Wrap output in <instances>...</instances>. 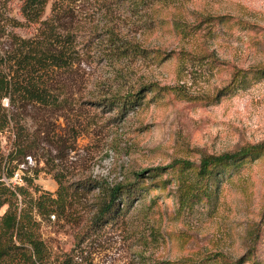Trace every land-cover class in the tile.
I'll return each mask as SVG.
<instances>
[{
	"label": "rangeland",
	"instance_id": "1",
	"mask_svg": "<svg viewBox=\"0 0 264 264\" xmlns=\"http://www.w3.org/2000/svg\"><path fill=\"white\" fill-rule=\"evenodd\" d=\"M22 5L0 0L6 73L18 39H38L47 17L71 40L67 66L44 74L50 104L2 101L33 140L10 161L14 123L0 133L11 181L56 194L59 173L69 187L64 210L38 217L57 261L264 264V152L197 173L203 154L264 143V0H49L40 22ZM136 92L140 106L112 109ZM128 181L125 210L95 224L102 189Z\"/></svg>",
	"mask_w": 264,
	"mask_h": 264
},
{
	"label": "trees",
	"instance_id": "2",
	"mask_svg": "<svg viewBox=\"0 0 264 264\" xmlns=\"http://www.w3.org/2000/svg\"><path fill=\"white\" fill-rule=\"evenodd\" d=\"M48 3L49 0H23L22 13L28 21L40 22ZM68 36L59 31L55 17L51 15L42 21L38 39H18L17 50L7 56L12 64L10 72L6 73L0 66V133L5 132L13 122L16 134V155H12L10 161L19 156L25 157L32 148L33 140L25 126L9 114L2 101L8 98L11 104L15 103L16 99L50 104V93L42 84L44 74L55 67L67 66L71 49ZM140 92L112 97V109L127 112L140 106L145 98ZM263 152L264 143H258L221 154H203L197 173L203 179L211 178L219 170L249 158H258ZM174 164L184 168L193 166V163L186 159H176L171 166ZM166 168L168 167L154 169L153 175L158 176ZM5 169L0 139V264H69L68 261H57L53 249L42 237L38 220V217L50 216L65 209L70 193L68 185L63 182L59 173H56L55 178L59 182L56 194L40 191L35 185L34 177H21L25 183L14 184L11 181L14 170L6 172ZM142 173L135 174L140 176ZM135 187V182L128 181L103 188L105 197L97 204L94 223L111 222L124 211L120 205L126 206L129 198L134 195ZM187 199L186 194L184 202Z\"/></svg>",
	"mask_w": 264,
	"mask_h": 264
}]
</instances>
